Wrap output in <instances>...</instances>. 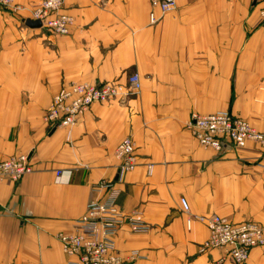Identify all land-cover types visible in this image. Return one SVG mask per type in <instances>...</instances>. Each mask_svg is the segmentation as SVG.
Segmentation results:
<instances>
[{
  "label": "crops",
  "instance_id": "obj_1",
  "mask_svg": "<svg viewBox=\"0 0 264 264\" xmlns=\"http://www.w3.org/2000/svg\"><path fill=\"white\" fill-rule=\"evenodd\" d=\"M41 1L0 4V161L24 154L34 169L17 183L0 179V264L75 261L59 234L74 232L89 202L106 197L102 181L150 227L115 238L124 256L140 255L128 264H234L227 249L201 250L208 227L188 229L187 215L264 227L262 151L251 142L219 153L186 126L194 113L228 112L264 132V3L176 0L151 26L149 0H65L74 23L58 36L24 23ZM132 74L139 93L95 104L70 127L45 122L71 82L125 85ZM125 138L138 166L121 175L116 148ZM245 264H264V246Z\"/></svg>",
  "mask_w": 264,
  "mask_h": 264
},
{
  "label": "built area",
  "instance_id": "obj_2",
  "mask_svg": "<svg viewBox=\"0 0 264 264\" xmlns=\"http://www.w3.org/2000/svg\"><path fill=\"white\" fill-rule=\"evenodd\" d=\"M149 21L157 26L161 20L177 8L176 0H149ZM264 3V0H254ZM13 0H0V4L11 6ZM65 0H42L32 12L31 19L40 20L45 31L52 35L66 36L71 32L74 18L64 11ZM15 11L23 10L19 5ZM264 17V9L261 11ZM141 79L138 74L128 77L125 85L116 83L71 82L53 97L44 119L50 129L73 126L78 118L95 104L111 102L124 95H133L141 91ZM186 128L202 146L222 152L231 144L242 149L251 142L262 151L264 160V132L258 131L251 123L240 116L228 112L210 115L192 114ZM120 159V174L134 170L138 163L135 156V144L131 138L123 139L116 148ZM151 170V168L149 169ZM34 171L28 155L20 154L0 161V179L19 182ZM59 170L57 181L64 173ZM69 173V172H68ZM106 197L89 202L85 213L75 221V231L59 234L63 251L75 261L69 264H128L140 258L138 252L129 257L117 249L115 238L122 230L134 233L149 230L138 210L124 211L116 199V188L112 182L102 181ZM183 211L190 213L186 198H181ZM187 228L193 222L205 223L209 230L208 239L201 245L202 251L227 249L234 264H245L252 251L264 246V227L256 222H233L229 218L213 214L210 216L187 215Z\"/></svg>",
  "mask_w": 264,
  "mask_h": 264
},
{
  "label": "water",
  "instance_id": "obj_3",
  "mask_svg": "<svg viewBox=\"0 0 264 264\" xmlns=\"http://www.w3.org/2000/svg\"><path fill=\"white\" fill-rule=\"evenodd\" d=\"M26 26L34 29H39L42 27V22L40 20H33L31 18L24 19Z\"/></svg>",
  "mask_w": 264,
  "mask_h": 264
}]
</instances>
